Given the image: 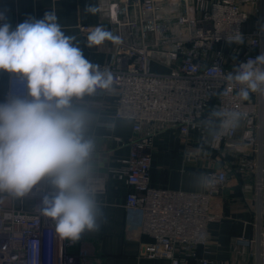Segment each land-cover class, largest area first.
I'll use <instances>...</instances> for the list:
<instances>
[{"label":"built area","instance_id":"built-area-1","mask_svg":"<svg viewBox=\"0 0 264 264\" xmlns=\"http://www.w3.org/2000/svg\"><path fill=\"white\" fill-rule=\"evenodd\" d=\"M104 7L120 42H113L110 62L100 65L112 73L113 88L95 93L115 99L116 119L133 121L120 173L129 188L127 230L140 244V256L168 264L198 260L206 245L211 199L232 172L245 181L242 191L253 194L256 204L254 237H237L233 244L250 249L255 264H264V91L250 92L245 100L239 96L242 85L226 79L239 64L264 52V0H118ZM95 28L79 26L83 34ZM238 36L242 44L227 42ZM153 64L165 73L152 72ZM12 96L27 98V88L9 74L0 103ZM230 112L245 114L237 126H225L226 115H214ZM167 130H176L182 142L197 132L201 155L223 163L207 174L202 192L150 185L153 142ZM229 151L237 157L236 166L224 159ZM92 189L104 193L103 180ZM25 201L31 202L29 208ZM39 204L33 195L0 193V264H88L86 251L61 238Z\"/></svg>","mask_w":264,"mask_h":264},{"label":"clouds","instance_id":"clouds-1","mask_svg":"<svg viewBox=\"0 0 264 264\" xmlns=\"http://www.w3.org/2000/svg\"><path fill=\"white\" fill-rule=\"evenodd\" d=\"M0 21H6L2 13ZM106 40L120 42L98 26L88 34L87 46ZM227 42L242 44L243 37ZM0 71L27 88V98L12 96L0 103V193L37 197L58 235L75 243L86 231H98L103 217L91 187L95 142L88 134L90 113L77 102L98 89L111 90L113 75L85 58L54 12L29 17L15 29L0 24ZM226 79L242 85L239 96L245 100L250 92L264 91V52L239 64ZM214 115H226L225 126H237L245 114Z\"/></svg>","mask_w":264,"mask_h":264},{"label":"crops","instance_id":"crops-1","mask_svg":"<svg viewBox=\"0 0 264 264\" xmlns=\"http://www.w3.org/2000/svg\"><path fill=\"white\" fill-rule=\"evenodd\" d=\"M117 1L3 0L0 8L6 17L3 22L10 23L12 29L29 17L41 19L46 12H54L62 31L75 37L85 58L103 65L110 62L116 45L106 40L101 45L88 47V34L81 33L79 26H102L112 33L104 6ZM86 6L96 11L89 12ZM152 71L165 73V69L158 65ZM8 75L0 71V100ZM114 101L113 97L99 92L77 102L90 113L88 134L95 142L91 187L97 188V180L101 179L105 190L98 193L92 189L103 212L101 226L98 231L83 233L76 242V249L86 251L88 264H168L163 260L142 258L140 244L132 239V232L127 230L129 218L125 199L129 188L126 177L120 173L123 167L120 162L129 156L133 121L114 117ZM236 158L230 151L224 153L226 162L234 166L237 165ZM219 167L221 165L217 160L201 155L197 132H189L186 141L182 142L176 130H167L161 132L153 142L150 185L157 189L200 193L204 190L207 174ZM228 174L225 188L210 202L206 245L199 249L198 260L188 264H200L199 260L210 264H255V259L250 257V249L237 248L233 244L237 237L252 238L255 235L256 204L253 194L242 191L245 181L241 180V176H234L232 172Z\"/></svg>","mask_w":264,"mask_h":264},{"label":"rangeland","instance_id":"rangeland-1","mask_svg":"<svg viewBox=\"0 0 264 264\" xmlns=\"http://www.w3.org/2000/svg\"><path fill=\"white\" fill-rule=\"evenodd\" d=\"M249 12H252V10L251 9H249ZM253 19H250L249 20V25H251V24H253V21H252ZM155 65L153 64L152 66H151V71L153 70V67H154ZM153 72V71H152ZM16 205H17V203H16ZM31 206V202L30 201H25L24 202V207L25 208H29Z\"/></svg>","mask_w":264,"mask_h":264},{"label":"water","instance_id":"water-1","mask_svg":"<svg viewBox=\"0 0 264 264\" xmlns=\"http://www.w3.org/2000/svg\"><path fill=\"white\" fill-rule=\"evenodd\" d=\"M242 53H243V51L239 50V51L237 52V56H241ZM219 164H220L221 166L223 165V163H220V162H219Z\"/></svg>","mask_w":264,"mask_h":264}]
</instances>
